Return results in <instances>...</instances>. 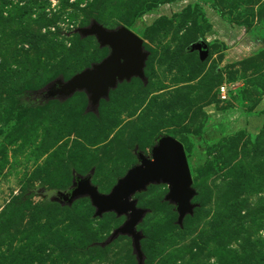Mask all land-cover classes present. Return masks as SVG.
I'll return each instance as SVG.
<instances>
[{
  "label": "rangeland",
  "instance_id": "1",
  "mask_svg": "<svg viewBox=\"0 0 264 264\" xmlns=\"http://www.w3.org/2000/svg\"><path fill=\"white\" fill-rule=\"evenodd\" d=\"M92 22L143 40L146 80L118 83L94 111L85 91L47 99L108 55L77 32ZM169 134L197 206L180 227L167 185L133 196L148 210L144 264H264V0H0V264H137L129 237L102 245L125 216L53 196L88 174L109 192Z\"/></svg>",
  "mask_w": 264,
  "mask_h": 264
},
{
  "label": "water",
  "instance_id": "2",
  "mask_svg": "<svg viewBox=\"0 0 264 264\" xmlns=\"http://www.w3.org/2000/svg\"><path fill=\"white\" fill-rule=\"evenodd\" d=\"M82 37H95L101 47H107L108 55L98 63L92 64L67 81L57 79L46 91V98L56 96L69 97L75 92L85 91L89 95V109L96 110L99 102L106 99L109 92L118 83L139 78L145 81L144 67L147 52L143 49V40L125 26L108 30L92 22L89 26L77 29ZM201 56L207 53V43L195 44ZM138 164L131 167L107 193H102L91 183V174L74 180L68 191H56L53 199L61 204L70 205L75 199L88 197L95 209L94 217L113 212L118 217L125 216V222L115 228L103 246L111 243L118 236L131 239L133 253L137 264H144L141 250V231L136 229L148 212L137 206L133 196L151 184H164L168 192L164 201L174 206L177 213L176 224L182 226L187 215H192L196 204L192 199L196 192L192 188V177L183 145L169 135L159 137L150 150V155L136 153Z\"/></svg>",
  "mask_w": 264,
  "mask_h": 264
},
{
  "label": "trees",
  "instance_id": "3",
  "mask_svg": "<svg viewBox=\"0 0 264 264\" xmlns=\"http://www.w3.org/2000/svg\"><path fill=\"white\" fill-rule=\"evenodd\" d=\"M36 102H37V100H36ZM37 105L38 106L39 105H43L44 106L45 105V102L44 101L43 102L41 101L40 103H38V102L35 103L33 101H30V102L22 101V103H20V113H26L29 110L33 109V107H35ZM169 136L173 137V134H169ZM206 157H207L206 152L204 151V149H201V151L197 154L195 160H192V162H191L192 168L195 169V168L201 166L203 164V162L206 160ZM18 202H21V201L18 200Z\"/></svg>",
  "mask_w": 264,
  "mask_h": 264
},
{
  "label": "built area",
  "instance_id": "4",
  "mask_svg": "<svg viewBox=\"0 0 264 264\" xmlns=\"http://www.w3.org/2000/svg\"><path fill=\"white\" fill-rule=\"evenodd\" d=\"M221 98L222 99H225L226 98V94H224V89L223 88H221Z\"/></svg>",
  "mask_w": 264,
  "mask_h": 264
}]
</instances>
